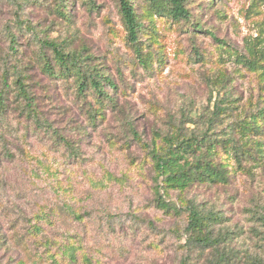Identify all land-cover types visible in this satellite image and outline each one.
I'll list each match as a JSON object with an SVG mask.
<instances>
[{
  "label": "rangeland",
  "instance_id": "obj_1",
  "mask_svg": "<svg viewBox=\"0 0 264 264\" xmlns=\"http://www.w3.org/2000/svg\"><path fill=\"white\" fill-rule=\"evenodd\" d=\"M132 1L147 64L119 0H0V264H264V0H185L180 20ZM46 42L100 78L81 91ZM177 137L225 180L167 187L154 154Z\"/></svg>",
  "mask_w": 264,
  "mask_h": 264
},
{
  "label": "trees",
  "instance_id": "obj_2",
  "mask_svg": "<svg viewBox=\"0 0 264 264\" xmlns=\"http://www.w3.org/2000/svg\"><path fill=\"white\" fill-rule=\"evenodd\" d=\"M146 3L145 14L147 16L153 15H170L174 20H180L181 18H189V12L185 8V0H142ZM94 0H91V3ZM120 11L122 18L127 27L129 38L134 45L138 46L139 35L142 31L143 25L139 22L138 16L134 8V2L132 0H119ZM12 43H16L15 37L12 36ZM45 50H50L54 57L55 65L59 67V74H65L66 77L75 75L79 77L80 81L77 82L81 91L86 86V79H99V71H89L87 67L88 56L84 55L85 51L81 53L69 52L66 53L62 47L55 42H46L44 45ZM138 53L142 63L147 64V59L142 56L141 45L138 46ZM258 59L251 60L252 65L258 63ZM49 61L45 62L46 66L49 65ZM47 71H51L55 74L51 68L46 67ZM88 74L86 76V74ZM111 85V82H106ZM20 84V83H19ZM24 87V84L21 85ZM97 89L101 91L102 86L97 83ZM27 93L24 92V95ZM207 142L204 140H192L177 137L163 153H155L156 168L160 175L163 177L164 182L168 183L167 187L174 186L180 189H186L196 182L200 183H217L225 180V174L217 166L213 165L210 161H205L197 156L198 150L202 149ZM209 145V144H208ZM212 146V145H211ZM233 152L237 156V160L245 156L241 148L233 146ZM183 162V164H181ZM161 206L167 210L171 209V206L167 204L165 200L160 199ZM186 211L188 213V234L193 238L195 243L199 246L207 247L213 245L215 241L212 238L211 222L217 220L214 214L203 215L194 206H187Z\"/></svg>",
  "mask_w": 264,
  "mask_h": 264
}]
</instances>
